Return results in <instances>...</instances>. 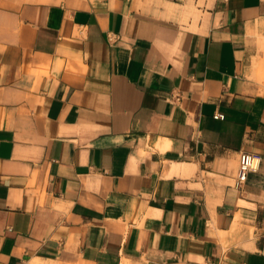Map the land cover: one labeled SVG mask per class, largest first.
<instances>
[{
  "label": "crops",
  "instance_id": "obj_1",
  "mask_svg": "<svg viewBox=\"0 0 264 264\" xmlns=\"http://www.w3.org/2000/svg\"><path fill=\"white\" fill-rule=\"evenodd\" d=\"M0 264H264V0H0Z\"/></svg>",
  "mask_w": 264,
  "mask_h": 264
},
{
  "label": "built area",
  "instance_id": "obj_2",
  "mask_svg": "<svg viewBox=\"0 0 264 264\" xmlns=\"http://www.w3.org/2000/svg\"><path fill=\"white\" fill-rule=\"evenodd\" d=\"M215 119H222L221 115L214 116ZM260 166V157L255 154L240 152L238 154V166L233 179V185L240 190L245 184L250 173L256 172Z\"/></svg>",
  "mask_w": 264,
  "mask_h": 264
}]
</instances>
